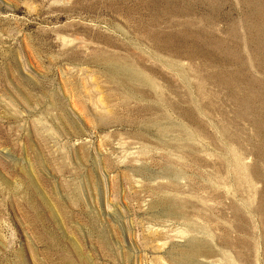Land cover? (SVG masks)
<instances>
[{
    "label": "rangeland",
    "instance_id": "1",
    "mask_svg": "<svg viewBox=\"0 0 264 264\" xmlns=\"http://www.w3.org/2000/svg\"><path fill=\"white\" fill-rule=\"evenodd\" d=\"M0 264H264V0H0Z\"/></svg>",
    "mask_w": 264,
    "mask_h": 264
},
{
    "label": "bare ground",
    "instance_id": "2",
    "mask_svg": "<svg viewBox=\"0 0 264 264\" xmlns=\"http://www.w3.org/2000/svg\"><path fill=\"white\" fill-rule=\"evenodd\" d=\"M134 75V74H133ZM138 75V74H137Z\"/></svg>",
    "mask_w": 264,
    "mask_h": 264
}]
</instances>
